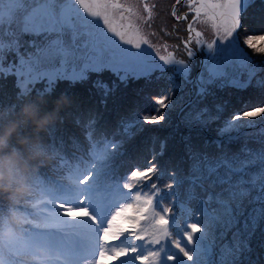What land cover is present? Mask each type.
<instances>
[{
  "label": "snow or ice",
  "instance_id": "6c2138e0",
  "mask_svg": "<svg viewBox=\"0 0 264 264\" xmlns=\"http://www.w3.org/2000/svg\"><path fill=\"white\" fill-rule=\"evenodd\" d=\"M184 2L188 12L194 13L187 25L184 51L188 58L193 57L194 42L197 48L204 45L208 52L200 76V92L203 94L207 91L205 85L228 78L230 70L236 66L250 64L239 42L238 30L242 14L247 13L254 0ZM180 3L181 0H176L172 6L171 15L176 20L187 17V13L176 15V5ZM155 8L154 3L145 0H139V4L121 0H0V60L6 50L17 52L19 64L16 72L24 78L20 85L21 94L28 93V85L36 80L47 77L51 84L59 74L49 71L48 66L57 62L66 64L70 60L83 65L79 73H73L74 79H82L86 70L100 72L110 69L124 82L129 77H147L156 69L163 72L165 65H171L173 75L179 74L187 80L191 70L189 62L168 51L167 44L164 45L167 54L161 55L160 48L149 40L144 31L151 27ZM197 23L210 25L214 34L211 40L205 39L197 30ZM21 34L43 39L39 43L33 42L34 51L21 55L18 51ZM5 36L11 39L6 42ZM261 41H264V35H249L244 44L255 52L264 53V46H258ZM124 45L138 51L133 52ZM142 45L155 50L163 65L157 63ZM0 71H3L2 67ZM232 82L238 87L246 86L235 80ZM99 86L107 95L108 86ZM174 87L179 85L173 84L168 93L153 98L158 106L152 110L154 114H133L130 119L122 120L123 135L131 139L136 134L133 129L142 131L145 124L164 121L167 113L161 109L172 107L171 91ZM261 114H264V107L232 115L220 132L239 131L245 126L241 123L243 118ZM202 117L203 111L190 112L185 122L203 125L207 121ZM248 124L250 126L251 121ZM260 135V146L255 149L245 144L235 153L223 152L216 156L191 153L193 164L187 201L195 199L196 186L206 187L209 191L207 198L199 201L196 222L187 224L190 231L181 228L186 245L182 246L178 233L172 240L183 257L174 253L166 255L167 260L174 264H186V260L191 264H239L242 254L250 251L248 239L258 221L264 220V129ZM88 138L91 144L89 151L74 164L68 163L55 150L56 158L61 161L54 169L56 175L38 180L39 192L31 205L35 211L28 213L23 237L25 247L36 256L35 264H98L97 247L101 260L111 247L112 255L107 264L120 257H128L120 264H133L135 260L141 264H165L162 253L166 254L167 244H161V241L171 238L178 226L171 206L164 207L162 202L167 196L173 197V204L180 201V193L174 190V183L179 185L182 182L172 176V182L165 186L169 190L167 193L152 182L154 176L158 180L163 175L154 162L155 154L148 161L150 167L141 170L139 165H135L121 177L117 174L115 160L122 155L124 141L106 137L94 139L91 133ZM164 147L161 144V150ZM217 187L219 191H215ZM144 188H150L151 195L143 191ZM248 205L252 207L245 217ZM180 207L191 219L192 210L185 203ZM242 217H245L243 228L233 232L231 243H221ZM124 221L131 226L123 227ZM129 236L144 243L132 246ZM116 240L121 246L111 244ZM146 245H160V248L150 251ZM217 247L218 253L214 251ZM216 255L219 256L218 261L213 260ZM0 264H3L2 260ZM10 264H15V260Z\"/></svg>",
  "mask_w": 264,
  "mask_h": 264
},
{
  "label": "rangeland",
  "instance_id": "374dc122",
  "mask_svg": "<svg viewBox=\"0 0 264 264\" xmlns=\"http://www.w3.org/2000/svg\"><path fill=\"white\" fill-rule=\"evenodd\" d=\"M121 2L139 4V0H121ZM145 2L154 3L156 5V8L154 9L156 14L152 21H150L151 27H146L144 29L145 33L148 34L149 40L160 48L161 55L167 54L164 51V45L167 44L168 51H173L178 58H183L189 62L191 70L187 80H185L179 74L173 75L174 68L171 65H165V70L163 72H161L160 69H156L147 77H129L124 82H122L117 74L113 73L110 69H104L100 72L86 70L82 79H74L72 78L73 73H79L83 65L79 61L70 60L66 64L57 62L48 66L49 71L59 74L55 77L51 84H49L48 78L45 77L29 84L28 88L31 90L38 84L46 86H57L63 84L62 86L65 87L72 85L69 87L76 89V91L84 92L87 90H92L97 95L104 97L105 101L114 103L113 101H117V99L112 95L113 89L116 87H121L127 83L136 82L138 79H146L145 82L147 86L144 87L145 90H141L139 92L141 96L142 108L134 110L133 113L127 115L123 113L121 115L115 116V113L112 112L110 114V119L113 121V125L118 123V128L116 127L113 130L112 135H109L107 138H114L117 141H124L121 148L122 155L115 160L117 174H120L121 177L129 173L132 170V167L135 165L141 166V170L146 167H150L151 164H149L148 161L151 160L155 154V163L159 161L161 157H164V159H162L161 162H158L157 165L163 175L158 180L154 176L152 182L157 183L158 187L162 189L163 193H167L169 191L165 186L172 182L170 179L172 176H175L178 181L182 182L179 185L174 183V190L180 193V201L173 204L171 203L173 197L167 196V198L162 202L164 207L171 206L172 213L175 214L176 224L178 227L173 232V236L171 238H167L165 241H161V244H167L166 253H175L183 257V254L179 252V249H177L175 245L172 244V240L177 238L178 233L182 246L186 245V240L182 236L183 231H181V228L190 231V229H187V224L196 222L197 218L195 216V212L199 208V201L206 199L209 191L206 187L201 188L196 186L195 199L192 201H187V192L191 184L189 177L191 175V168L193 164L191 153L199 152L206 153L210 156H216L223 152H239L241 147L245 144L253 149L260 146L258 140L260 139L261 129H264V114L254 118L245 117L241 121V123L245 126L240 128L239 131H232L222 134L220 129L224 127L225 121L230 119L232 115H235L239 112L237 111L236 107L233 106L231 108L232 113L225 110L227 109L225 107L229 105V99L232 95L231 92L227 97L222 99H220L218 96L225 90L235 89V87L239 89L237 84L232 82L235 80L240 85H246L242 88H247V86H249L248 90H251L249 93L255 91L254 96L257 99L258 96L264 97V53L255 52L252 48H249L246 44H244V40L249 35H264V24L262 22L255 26V22H261L262 17L259 14L258 16L255 15L256 10L254 9L255 7H253L255 5L252 3L250 12L248 14H242L241 28L238 30L239 42L241 47H243L247 53L250 59V64H248L246 67L236 66L234 69L230 70V75L228 78L217 79L215 82L205 85L207 91L206 93L202 94L200 92V76L204 71L205 61L208 57L207 49L204 45H201L199 48H197L193 42L192 47L195 51V55L191 58H188L183 47L184 41L188 37L187 25L189 22H191L194 13L188 12L186 3L184 0H181V3L176 5V15L182 16L184 13H187V17L186 19L176 20V18L171 15L172 6L176 4V0H145ZM263 2L264 0H261V4H264ZM195 27L197 30L203 33L205 39L211 40L213 38L214 34L210 25L197 23ZM153 32L156 33V35H150V33ZM4 39L7 42L11 38L5 36ZM42 39V37L33 36L32 34H21L18 40L19 53L24 55L28 52L34 51V48L32 47L33 42L39 43L42 41ZM258 46H264V41H261ZM124 47L130 48L133 52L138 51L135 48H131L130 45H124ZM142 48L151 53V56L157 63L163 65V61L159 60L155 50L149 48L148 45H142ZM18 64L19 56L17 55V52L14 50H6L3 54V59L0 60V67L3 68V71H0V104L1 94L3 93L2 91L11 92L13 94L21 93L20 85L24 78L19 76L16 72V66ZM250 73L252 74L250 75ZM109 79L110 83L108 82ZM100 84H106L108 86L109 91L107 95H105L104 88L99 86ZM173 84L179 85V87L172 88V107L169 109H161L162 112L167 113L166 119L161 121L159 124H145L142 131L133 129L136 134L131 139L124 136L121 128V121L130 119L133 114H136L137 116H142L144 114H154L152 110L158 106L155 105L153 98L168 93L169 88L172 87ZM144 93L147 96H143ZM257 107H264V104H257L254 107L248 108L244 111H251ZM205 109L207 111H204ZM202 111V119H205L207 123L203 125H189L185 122V117L188 113ZM96 115L97 111H95L94 119H96ZM104 116L106 117L107 113H105ZM249 121H251L250 126L248 124ZM113 125L110 128L114 127ZM148 129H151L152 131L148 132ZM159 131L161 132L160 135H158ZM195 131H198V134L193 137V139L196 140L194 142L191 138V132ZM89 133L90 131H87V135H89ZM254 133H256L254 140H246L248 136H251L250 134ZM184 134L189 135L187 140L184 141V148L190 144V154L183 157V151L178 152V150L181 148V145H179L177 153L173 152V155H166L168 137L175 139L177 136L182 137ZM236 140L239 143L237 151L233 150V147L237 142ZM190 141L193 145H196V147L202 144L201 148L191 151L193 145L190 143ZM150 143H154V145L156 144L157 147L149 148ZM161 144L165 145L163 150H161ZM81 145L85 146L86 142L81 143ZM218 147H220V149H218ZM215 148L217 149L216 151L218 153H213ZM147 149L150 151V153ZM209 151H212V153H209ZM119 163L120 167L118 166ZM123 182L124 180L122 179L121 183ZM124 191L127 192L128 190L124 189ZM133 191H135V189ZM143 191L148 192V194L151 195L150 188H144ZM215 191H219V188L217 187ZM181 203H185L187 207L192 210L193 216L191 219L187 218V214L182 211L180 207ZM251 207L252 205H248L246 207L245 217L247 216V213L250 211ZM157 211H161V209L157 208ZM161 214L163 213L161 212ZM245 217L240 219V222L235 228L227 232L224 240L221 241V243H228L230 238H232L233 232H235L237 228H243ZM106 223L107 221H105V225ZM122 226L130 227L131 225L127 221H124L122 222ZM259 230L264 231V220L258 221L255 231L252 232L251 237L248 239V245L251 243L254 232ZM262 234H264V232ZM217 236H219V229L217 230ZM128 239L131 241L132 246L144 243L143 241L135 240L134 237L131 236H129ZM183 241L185 243H183ZM111 244L117 247L121 246L119 240L112 241ZM146 247L150 251H158L160 245H146ZM214 250L219 251V247L215 248ZM95 255L98 264H107L112 255L111 247H109L107 254L102 260L99 257L98 247L96 249ZM125 259H128V257H120L119 260H111V264H120V261ZM171 262L173 261H168V263ZM140 263L141 261L139 260H135L133 262V264ZM186 264H191V262L186 260Z\"/></svg>",
  "mask_w": 264,
  "mask_h": 264
},
{
  "label": "clouds",
  "instance_id": "9594fccd",
  "mask_svg": "<svg viewBox=\"0 0 264 264\" xmlns=\"http://www.w3.org/2000/svg\"><path fill=\"white\" fill-rule=\"evenodd\" d=\"M51 103V107H49ZM70 103L65 94L49 101L48 94H18L10 104H0V260L3 264H35L25 247L24 230L31 205L39 192L44 168L56 160L48 141L49 130Z\"/></svg>",
  "mask_w": 264,
  "mask_h": 264
},
{
  "label": "trees",
  "instance_id": "16d2710c",
  "mask_svg": "<svg viewBox=\"0 0 264 264\" xmlns=\"http://www.w3.org/2000/svg\"><path fill=\"white\" fill-rule=\"evenodd\" d=\"M253 5H255L253 6L256 10L255 15L258 16L259 14L262 17L261 22H255V26H257L258 23L262 22L264 24V4H261V0H254ZM250 7L251 5L247 9L248 11L246 14L250 12ZM145 80L146 79L144 78L138 79L136 82L127 83L121 87H116L115 89H113L112 95L117 99V101H113L114 103L105 101L104 97L97 95L92 90H87L84 92L76 91V89L69 87L72 85L65 87L62 86L63 84L57 86H46L38 84L37 86L29 90L28 93L32 95H37L40 93L48 94L49 101L60 96L62 93L69 98L70 103L62 109L59 121L52 129L49 130L48 141L53 145L59 155L64 158V160H66L70 164H74L77 162L80 156H85L91 147L87 131H90L94 139H100L102 137L107 138L109 135H112V132L116 127L118 128V123L113 125V121L110 119V114L112 112L115 113V116L121 115L123 113L127 115L133 113L134 110L142 108L141 96L139 92L141 90H145L144 87L147 86ZM108 82L110 83V79L108 80ZM48 88H50L51 90L45 91ZM248 89L249 86H247V88L239 87V89L235 87V89L225 90L223 93H221L218 96L220 99L227 97L230 92L232 94L231 98L229 99V105L225 107L227 108L225 110L232 113L231 108L233 106L236 107L238 112H241L248 108H252L257 104L263 105L264 97L258 96L257 99L254 96L255 91L249 93V91L251 90ZM2 92L1 104H10L17 98L18 94H20H13L11 92L5 91ZM143 96L147 95L144 93ZM49 107H51V103H49ZM95 111H97L96 119H94ZM105 113H107L106 117L104 116ZM90 122L91 127H89ZM112 125L114 127L110 128ZM151 131V129H148V132ZM160 133L161 132L159 131L158 135H160ZM256 133L250 134L251 136H248L246 140H254ZM191 134L192 141L195 142L196 140H194L193 137L198 134V131L191 132ZM188 136L189 135L184 134L182 135V137L177 136L175 139L172 137H168V147L166 155H173V152L177 153L178 146L181 145V148L178 150V152L183 151L182 156H188L190 154V144L184 148V141L187 140ZM83 142H86L85 146L81 145V143ZM190 143L192 144L191 141ZM201 146L202 144H200L198 148L196 147V145H193L191 151L200 149ZM238 146L239 143L237 141L233 147V150L237 151ZM150 147L156 148L157 145H154V143H150L149 148ZM218 149H220V147H218ZM216 150L217 149L215 148L213 150V153H218ZM148 152L150 153L149 150ZM209 153H212V151H209ZM162 159H164V157H161V159L157 161L156 164L158 165V162H161ZM60 163L61 161L56 158L55 162L50 168H44L51 171V174L48 177L56 175L54 169H56V167ZM118 166L120 167V163L118 164ZM139 167L141 168V166ZM263 232L264 231L260 230L254 232L251 243L249 244L250 251L242 254L239 264H264ZM184 239L186 240V238ZM231 241L232 238H230L228 243H231ZM183 243L185 242L183 241ZM214 251L218 253L217 250ZM218 259V255L213 256L214 261H218ZM166 264H168V261L166 262Z\"/></svg>",
  "mask_w": 264,
  "mask_h": 264
},
{
  "label": "bare ground",
  "instance_id": "6f19581e",
  "mask_svg": "<svg viewBox=\"0 0 264 264\" xmlns=\"http://www.w3.org/2000/svg\"><path fill=\"white\" fill-rule=\"evenodd\" d=\"M50 174H51V171L50 170H46V169H43L42 172H41V176L43 178L48 177Z\"/></svg>",
  "mask_w": 264,
  "mask_h": 264
}]
</instances>
